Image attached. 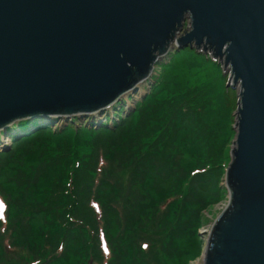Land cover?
<instances>
[{
	"label": "water",
	"instance_id": "water-1",
	"mask_svg": "<svg viewBox=\"0 0 264 264\" xmlns=\"http://www.w3.org/2000/svg\"><path fill=\"white\" fill-rule=\"evenodd\" d=\"M173 44L238 87L228 201L202 264H264V0H0V132L112 107Z\"/></svg>",
	"mask_w": 264,
	"mask_h": 264
},
{
	"label": "trees",
	"instance_id": "trees-1",
	"mask_svg": "<svg viewBox=\"0 0 264 264\" xmlns=\"http://www.w3.org/2000/svg\"><path fill=\"white\" fill-rule=\"evenodd\" d=\"M165 82L113 131L76 119L60 134L36 130L37 120L6 131L0 264H187L183 236L202 224L186 231L192 213L220 199L227 139L219 143L231 133L228 124L206 133L207 99L187 100Z\"/></svg>",
	"mask_w": 264,
	"mask_h": 264
},
{
	"label": "rangeland",
	"instance_id": "rangeland-1",
	"mask_svg": "<svg viewBox=\"0 0 264 264\" xmlns=\"http://www.w3.org/2000/svg\"><path fill=\"white\" fill-rule=\"evenodd\" d=\"M182 29L183 30L177 35L178 37H181L184 32L187 31L186 22L184 23ZM187 48L189 49V47L179 48L176 44H173L169 50L168 56L161 58L157 62L153 68L152 75L147 81L144 82V84L139 86L140 88L138 87L135 92L128 94V97L125 96L122 98L117 106H113L110 109L102 112H98L96 115L94 114L91 116L72 118V120L76 119V121H74L75 125L79 126V124H83L84 121H86V123L89 124L95 123L93 129H95L96 132L101 130L107 131L110 129L113 131L115 128H117V126H120L122 122H125V120L132 115L136 105L142 103L146 96L150 95L153 88L156 87L160 81L164 80V82L166 81L164 83V87L167 86L169 90H171V92H173L175 95H181V92H183V94H187L186 99L189 100L190 98H194V96L200 94L205 99H207L206 105L209 106L207 110L210 109V114H208L210 120L207 119L209 122L207 124H203V128H205L206 133H213L211 131L214 129L216 132L212 135L218 136V132L223 134L226 124H228L227 131H230L231 135L228 138L227 133H225L224 137H220V140L222 141L219 143L221 146L224 144L223 141L227 139L225 144H227L228 148V165L230 161L231 143L234 140L235 135L233 125L235 121V111L237 108L236 103L238 97V87L235 89L227 87L229 73L223 75L221 66L215 62H212L210 56L197 53L194 48L189 50H187ZM185 49L189 52L185 51ZM175 54L178 55V57L175 59V67L170 69L171 62L173 61L171 56ZM197 59L201 62L202 66H200V62L197 61ZM188 60L192 63H197V66H200L201 68L196 69L197 66L195 67L194 65H189ZM208 62H212L213 64H208ZM166 70H168V75L167 73L165 75ZM118 110L121 112L119 117L115 115ZM72 120L62 118L58 120L43 121L44 124L39 126L36 130H49L52 132V134H60L65 128L68 127L76 130V128L71 126L69 123ZM112 122L114 123L112 124ZM103 123H107V125H102ZM17 126L18 124H16V127ZM12 128L14 127H11L10 129ZM24 135H27V133H24ZM7 136V134L3 135L1 140L3 141L2 143H4V145H9L10 147L12 145V141L11 139L7 138ZM92 142H95V140H92ZM1 146L2 144H0V152H3L4 148ZM223 179L224 176L221 178V181H219L218 185V187L222 189V192L220 193V199L207 205L200 212V214L198 213V216L195 213H192L194 214V220L191 222L190 227L187 228L186 231L188 232L191 230L190 228H192L193 225L196 226L198 218H201L202 224H199L198 227L196 226L197 228H195L193 231H189L188 233L186 232L187 234L185 233L186 235L184 234L185 236H183L182 250L184 254H186L185 256H193L187 262V264H202V256L211 225L227 205L228 193L224 188ZM187 210L192 209L188 208ZM194 243H196L195 246H193ZM174 264L180 263L176 262Z\"/></svg>",
	"mask_w": 264,
	"mask_h": 264
},
{
	"label": "bare ground",
	"instance_id": "bare-ground-1",
	"mask_svg": "<svg viewBox=\"0 0 264 264\" xmlns=\"http://www.w3.org/2000/svg\"><path fill=\"white\" fill-rule=\"evenodd\" d=\"M177 38H179L178 36H176ZM194 60H196V59H194ZM197 61H199V60H197ZM200 62V61H199ZM193 65L196 67L197 66V63H193ZM200 66H201V64H200ZM200 66H197L196 67V69H198V68H201ZM140 88V87H139ZM130 94V93H129ZM127 97L129 96L128 94L126 95Z\"/></svg>",
	"mask_w": 264,
	"mask_h": 264
}]
</instances>
